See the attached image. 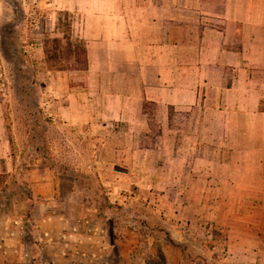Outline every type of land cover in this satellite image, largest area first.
Segmentation results:
<instances>
[{
  "label": "rangeland",
  "instance_id": "obj_1",
  "mask_svg": "<svg viewBox=\"0 0 264 264\" xmlns=\"http://www.w3.org/2000/svg\"><path fill=\"white\" fill-rule=\"evenodd\" d=\"M88 43L77 10L0 0V238H9L4 230L13 231L16 213L23 230L15 243L22 263L16 264H52L51 251L41 247L50 235L40 230L46 227L40 221L54 209L66 226L59 231H70L92 250L101 247L95 253L74 250L79 255L69 264H209L206 256L222 264L227 246L216 238L210 251V233L193 234L181 252L158 231L162 209L148 196L159 192L154 187L163 149L155 118L161 110L150 101L137 103L141 91L137 81L131 83L133 68H88L103 59L125 65L119 55L101 56L100 49L88 56ZM132 90L134 113L146 116L135 123L147 127L144 136H131L126 121ZM139 162L148 169L137 167ZM53 235L56 244L60 238Z\"/></svg>",
  "mask_w": 264,
  "mask_h": 264
},
{
  "label": "crops",
  "instance_id": "obj_2",
  "mask_svg": "<svg viewBox=\"0 0 264 264\" xmlns=\"http://www.w3.org/2000/svg\"><path fill=\"white\" fill-rule=\"evenodd\" d=\"M39 1L77 10L87 55L100 49L101 56L119 55L125 64L103 59L88 68H133L131 83L137 81L141 91L137 103L150 101L161 110L155 118L163 149L154 187L159 192L148 196L162 209L158 231L181 252L193 234L205 231L213 239L210 251L217 239L227 246L222 264H264V0ZM134 94L126 97V121L131 136H144L147 127L135 123L146 116L134 113ZM3 148L0 135V158ZM136 166L148 169L147 162ZM56 213L49 210L40 221L46 223L40 230L50 235L41 247L51 251L52 264H69L79 255L74 250L101 249L59 231L66 226L62 212ZM12 216L13 231L3 229L10 240L0 238V264L22 263L15 244L21 220ZM52 232L60 238L56 244ZM206 257L209 264L219 261Z\"/></svg>",
  "mask_w": 264,
  "mask_h": 264
},
{
  "label": "trees",
  "instance_id": "obj_3",
  "mask_svg": "<svg viewBox=\"0 0 264 264\" xmlns=\"http://www.w3.org/2000/svg\"><path fill=\"white\" fill-rule=\"evenodd\" d=\"M182 251L184 252V248H182Z\"/></svg>",
  "mask_w": 264,
  "mask_h": 264
}]
</instances>
